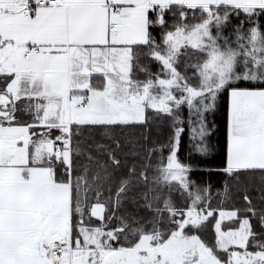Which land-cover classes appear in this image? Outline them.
Instances as JSON below:
<instances>
[{"label":"snow or ice","instance_id":"6c2138e0","mask_svg":"<svg viewBox=\"0 0 264 264\" xmlns=\"http://www.w3.org/2000/svg\"><path fill=\"white\" fill-rule=\"evenodd\" d=\"M0 264H264V0H0Z\"/></svg>","mask_w":264,"mask_h":264}]
</instances>
